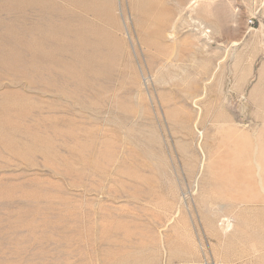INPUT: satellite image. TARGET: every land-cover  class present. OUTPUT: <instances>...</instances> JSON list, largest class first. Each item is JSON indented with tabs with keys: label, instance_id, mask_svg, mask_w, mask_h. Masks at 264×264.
I'll use <instances>...</instances> for the list:
<instances>
[{
	"label": "rangeland",
	"instance_id": "rangeland-1",
	"mask_svg": "<svg viewBox=\"0 0 264 264\" xmlns=\"http://www.w3.org/2000/svg\"><path fill=\"white\" fill-rule=\"evenodd\" d=\"M238 219L264 264V0H0V264H225Z\"/></svg>",
	"mask_w": 264,
	"mask_h": 264
},
{
	"label": "crops",
	"instance_id": "crops-1",
	"mask_svg": "<svg viewBox=\"0 0 264 264\" xmlns=\"http://www.w3.org/2000/svg\"><path fill=\"white\" fill-rule=\"evenodd\" d=\"M240 224L241 221L239 219L235 220L233 225L236 227L233 228L225 238V264H229L227 261H230L232 258L236 260L239 255V245L237 244V242H239L240 239H244L243 235H241L240 233ZM236 263L237 262H235L234 264Z\"/></svg>",
	"mask_w": 264,
	"mask_h": 264
},
{
	"label": "bare ground",
	"instance_id": "bare-ground-1",
	"mask_svg": "<svg viewBox=\"0 0 264 264\" xmlns=\"http://www.w3.org/2000/svg\"><path fill=\"white\" fill-rule=\"evenodd\" d=\"M82 2V1H81ZM85 3V2H84ZM86 5V4H85ZM251 22V19H249L248 20V23H250ZM78 30V29H77ZM68 33H69V31H68ZM67 34V33H66ZM81 34V33H80ZM71 36V35H70ZM74 36H75V34H74ZM78 37V36H77ZM79 37H80V35H79ZM81 37H83V36H81ZM38 38V37H37ZM101 43V42H100ZM69 48V47H68ZM43 50H44V48H43ZM41 52V51H40ZM37 53V52H36ZM44 54V53H43ZM51 54H50V52H49V55L47 54V56H50ZM52 56V55H51ZM72 56V55H71ZM39 58V57H38ZM73 58H75V57H73ZM32 60V59H31ZM51 60V59H50ZM78 60V59H77ZM33 61V60H32ZM34 63V62H33ZM63 63V62H62ZM197 133H198V137H200V138H202V136H203V132L201 131V130H199V129H197ZM198 149L200 150V152H201V154H202V159H201V161H200V166L202 167L203 166V163H204V160H205V158H204V152H203V150L201 149V146H200V144H198Z\"/></svg>",
	"mask_w": 264,
	"mask_h": 264
},
{
	"label": "built area",
	"instance_id": "built-area-1",
	"mask_svg": "<svg viewBox=\"0 0 264 264\" xmlns=\"http://www.w3.org/2000/svg\"><path fill=\"white\" fill-rule=\"evenodd\" d=\"M251 24L253 23V20L251 19ZM188 264H191V263H188ZM198 264H210L207 260H204V261H201L200 263Z\"/></svg>",
	"mask_w": 264,
	"mask_h": 264
}]
</instances>
